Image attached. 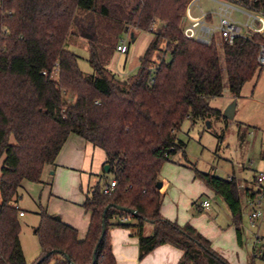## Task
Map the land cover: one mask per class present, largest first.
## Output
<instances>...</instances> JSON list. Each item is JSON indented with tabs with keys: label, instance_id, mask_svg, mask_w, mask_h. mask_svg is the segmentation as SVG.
Returning a JSON list of instances; mask_svg holds the SVG:
<instances>
[{
	"label": "trees",
	"instance_id": "16d2710c",
	"mask_svg": "<svg viewBox=\"0 0 264 264\" xmlns=\"http://www.w3.org/2000/svg\"><path fill=\"white\" fill-rule=\"evenodd\" d=\"M189 1L0 0V264H28L20 239V189L25 181H40L71 133L105 151L116 185L109 194L102 187L110 181L90 189L83 205L91 220L83 239L59 215L40 210V253L33 264H117L111 226L136 227L140 258L172 244L183 251L179 264H230L194 226L161 214L164 193L157 183L163 162L185 147L177 135L184 121L223 117L210 99L221 96L225 84L237 97L246 81L260 74L264 66L256 58L264 38L254 33L210 44L187 38L182 24ZM155 19L163 25L152 32L138 71L119 78L108 64L125 28L150 31ZM79 23L90 35V74L66 47ZM197 174L228 205L241 243L235 178ZM146 222L153 226L150 234H144Z\"/></svg>",
	"mask_w": 264,
	"mask_h": 264
},
{
	"label": "crops",
	"instance_id": "0c3cea01",
	"mask_svg": "<svg viewBox=\"0 0 264 264\" xmlns=\"http://www.w3.org/2000/svg\"><path fill=\"white\" fill-rule=\"evenodd\" d=\"M202 10L214 12L202 8L199 2L191 11L194 15H198ZM162 25V21L158 19L156 30ZM129 31L134 30L129 29ZM134 33L135 40L127 42L128 52L121 53L116 50L108 64V68L119 78H126L138 71L140 58L153 38L151 31H134ZM127 36L130 38L129 33ZM121 39H124L122 35ZM69 42L67 40L66 44ZM86 47L88 49V40ZM121 59H123L122 64ZM196 122L191 121L192 124ZM247 129L248 127L239 126L240 139L245 140ZM184 152V148L179 150L161 166L159 179L164 193L160 206L161 214L180 225L189 223L194 226L210 240L212 248L230 264H237L245 259L250 264L252 255L243 246V234L244 226L250 222L249 213L252 209L250 200L252 192L257 189L256 180L249 184L247 179L243 181L234 175L229 176L235 178L242 202L243 232L240 243L228 205L197 174V171H206L200 169L197 164L189 162ZM105 163L106 154L101 147L78 134L71 133L68 136L55 162L45 166L40 181H25L20 189V198L17 202L19 207L23 191L28 192L34 201V219L31 222L35 235L40 221L39 211L45 209L50 214L59 215L65 223L76 228L79 239L86 236L91 211L84 207L83 202L92 186L112 179V175L109 176V172L104 170ZM204 199L210 201L209 207L201 206ZM261 206L264 209V197ZM20 209L24 213L19 215V220L20 217L26 216V212L21 207ZM124 220L134 221L127 218ZM263 223L264 219H261L258 225ZM152 229V224L146 222L144 234H150ZM109 238L117 264H179L183 254L180 248L172 244H162L140 258L139 236L136 227L133 226H111ZM39 250L40 248L37 247L34 256L39 255Z\"/></svg>",
	"mask_w": 264,
	"mask_h": 264
},
{
	"label": "rangeland",
	"instance_id": "374dc122",
	"mask_svg": "<svg viewBox=\"0 0 264 264\" xmlns=\"http://www.w3.org/2000/svg\"><path fill=\"white\" fill-rule=\"evenodd\" d=\"M199 3L206 10H218V4L211 0H200ZM234 17L241 21L246 19L243 14L236 11ZM129 29L138 32V29L132 27ZM74 30L75 35L71 34L68 37L67 40L70 42L66 47L77 54L80 68L90 74L93 68L88 61L89 53L86 47L89 34L84 32L80 23L74 27ZM122 38L131 42L125 31L122 33ZM217 41L222 40L218 38ZM122 61L123 59L120 60L121 64ZM232 103L236 106L233 118L211 117L198 119L194 124L186 119L177 135L185 143L184 156L189 162L217 176L227 178L234 175L243 181L247 179L251 184L255 181L257 170H264V68L258 76L246 81L239 96L234 97L225 84L223 94L210 99V105L221 110L222 114ZM239 126L248 127L245 140L239 137ZM108 174L112 175L110 172ZM255 183L258 186L256 181ZM22 193L20 207L26 212V216L20 217L22 226L20 236L26 260L28 264H33L36 248H40L31 222L34 219V201L28 192ZM257 236H260L259 241ZM263 243L264 223L252 226L249 222L244 226L243 246L252 255L250 263L264 264V255L254 256V247L261 248ZM53 262L50 260L47 264ZM237 264H249V262L245 259Z\"/></svg>",
	"mask_w": 264,
	"mask_h": 264
},
{
	"label": "built area",
	"instance_id": "2783aa9c",
	"mask_svg": "<svg viewBox=\"0 0 264 264\" xmlns=\"http://www.w3.org/2000/svg\"><path fill=\"white\" fill-rule=\"evenodd\" d=\"M218 4V10L214 12L201 11L200 14L194 15L192 7L198 5L199 0H190L186 6L185 17L182 24V32L185 37L191 38L202 44H210L218 38L228 43L238 36L250 37L254 33L260 34L264 38V3L261 0H249L248 3L243 0H211ZM243 14L246 19L238 20L234 17V12ZM152 21L149 30H156V21ZM116 50L121 53H127L129 45L125 39H121ZM257 62L264 66V39L258 43ZM56 69L52 75H56ZM154 80V76H150V82ZM258 186L257 195L250 200L252 209L249 213V220L252 226L258 225L261 219H264V209L261 206L264 197V170H259L255 178ZM116 185V180L111 179L110 182L102 187L105 194L111 193ZM210 201L204 199L201 206L209 207ZM24 212L20 211V215ZM260 240V236L256 237ZM264 255V243L261 248L254 247V256Z\"/></svg>",
	"mask_w": 264,
	"mask_h": 264
},
{
	"label": "water",
	"instance_id": "95a60500",
	"mask_svg": "<svg viewBox=\"0 0 264 264\" xmlns=\"http://www.w3.org/2000/svg\"><path fill=\"white\" fill-rule=\"evenodd\" d=\"M125 32H126V33H129L130 38H131V41H134V40H135V33H134V31H129V28H125ZM87 37L89 38L90 35H88ZM235 108H236L235 104L232 103V104L228 107V109L224 112L223 117H226V118H233V117H234V113H235ZM104 170H105L106 172H109V170H110V166H109L108 163H106V164L104 165ZM157 186H158V188H161V187H162V182L159 181V182L157 183ZM109 206H110V205H107V206L104 208V211H103V213H102V225H101V234H100V236H99V241L102 239V237H103V235H104V233H105V231H106L105 215H106V211H107V209L109 208ZM116 207H117L118 209H121V210L127 211V212H129V213H131V214H133V215H136V214H137V211H136L135 209L128 208V207H124V206H120V205H116ZM98 244H99V243H97V245H96V247H95V249H94V253H93V262H94V259H95V252H96V249H97V247H98ZM36 264H38V262H37Z\"/></svg>",
	"mask_w": 264,
	"mask_h": 264
}]
</instances>
